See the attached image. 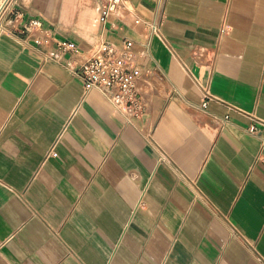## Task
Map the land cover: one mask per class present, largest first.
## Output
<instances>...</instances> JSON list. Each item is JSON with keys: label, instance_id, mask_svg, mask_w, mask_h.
Listing matches in <instances>:
<instances>
[{"label": "crops", "instance_id": "0c3cea01", "mask_svg": "<svg viewBox=\"0 0 264 264\" xmlns=\"http://www.w3.org/2000/svg\"><path fill=\"white\" fill-rule=\"evenodd\" d=\"M18 8L0 34V264H264V0ZM124 39L136 112L75 73Z\"/></svg>", "mask_w": 264, "mask_h": 264}, {"label": "built area", "instance_id": "2783aa9c", "mask_svg": "<svg viewBox=\"0 0 264 264\" xmlns=\"http://www.w3.org/2000/svg\"><path fill=\"white\" fill-rule=\"evenodd\" d=\"M128 0H99L103 21L108 16L124 8ZM20 0H0V34L19 30L23 12L18 8ZM32 27H41L42 22L33 18L29 21ZM153 33L160 32V23L150 24ZM62 52L75 51L77 45L70 41L59 42ZM146 44H141L139 55L145 54ZM135 42L124 39L120 45L110 41H101L93 52L79 65L75 73L82 78L85 90L99 89L115 107L127 112H136L141 108V91L138 80L142 70L138 64V51H135ZM208 90L205 89L204 105L207 104ZM252 132H257L253 125Z\"/></svg>", "mask_w": 264, "mask_h": 264}]
</instances>
